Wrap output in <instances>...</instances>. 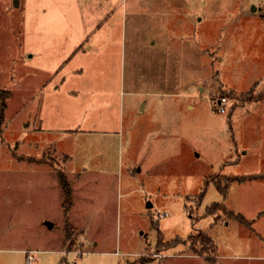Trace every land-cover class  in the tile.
Returning <instances> with one entry per match:
<instances>
[{
    "label": "rangeland",
    "instance_id": "obj_1",
    "mask_svg": "<svg viewBox=\"0 0 264 264\" xmlns=\"http://www.w3.org/2000/svg\"><path fill=\"white\" fill-rule=\"evenodd\" d=\"M143 2L67 12L8 0L7 12L0 0V264H25V251L33 264H208L187 256L186 241L165 244L197 233L217 246L213 264H264V99L253 102L264 70L219 60L234 30L264 28V2ZM189 16L207 21L196 37L176 25ZM25 50L36 57L28 62ZM62 58L65 70L83 71L64 85L62 116L54 96L42 119L41 70ZM220 97L230 99L224 113ZM243 176L225 197L216 187ZM214 204L222 208L208 213Z\"/></svg>",
    "mask_w": 264,
    "mask_h": 264
},
{
    "label": "crops",
    "instance_id": "obj_2",
    "mask_svg": "<svg viewBox=\"0 0 264 264\" xmlns=\"http://www.w3.org/2000/svg\"><path fill=\"white\" fill-rule=\"evenodd\" d=\"M13 1V5L15 6V3L17 4V6L15 7H19L22 4H24L28 10H59V11H72V10H78L81 7L84 8H91L93 7L94 11H101L105 8H108L110 10H118V6H119V1L116 2V0H10V2ZM142 2L143 0H131V3L133 4V6H137V2ZM150 0H144V2L141 4L143 6H146L149 4ZM1 5L4 7L5 10H7V12L9 11V8L7 7L8 5V0H1ZM264 1L262 0H257L258 5L262 4ZM92 4V5H91ZM45 5V6H44ZM254 8V10H253ZM252 10L256 11V5L254 4L252 6ZM190 19H185L183 22L180 21V19L177 21L178 24H176L178 27L180 26H184V27H193V33L196 37V34L199 32L198 30V26L200 27H204L207 21H202V19H199L198 21L194 18H191L189 16ZM193 19V20H191ZM175 22V21H174ZM242 22H238V24H236V26H239V24H241ZM99 26V25H98ZM261 27V26H260ZM238 30H234L232 33L230 34L226 40H225V48H226V55L228 57V60L226 62H224L222 57L220 60V62L223 64H226L227 70H264V28H260L259 30H257L255 33L253 34H248L247 36L244 34L243 36H239L238 35ZM202 33V31H201ZM203 34V33H202ZM202 34L201 36H199V39L202 38ZM205 37V36H204ZM206 38V37H205ZM101 38H99L100 40ZM203 39V38H202ZM96 40V37L93 38V41ZM249 43L250 47L246 48V44ZM43 48V47H42ZM248 49V51H252L250 53H246L243 51H246ZM77 49H75L76 51ZM98 50H101L98 49ZM80 51V50H79ZM88 53L93 51V47L90 45L88 46L87 50ZM204 51H207V48H204ZM101 52V51H100ZM241 52V53H240ZM43 53L44 56H47V47H45V49L43 48V51H37V56L39 58L43 57ZM20 56V55H19ZM34 57H36V53L30 52V50H25L24 52V56L23 58L25 60H27L28 62H30ZM20 58V57H19ZM230 59V60H229ZM64 59L62 58L60 60V62L57 65V69L56 70H41V72H44L48 75V78L46 81L42 82V90L45 92L44 93V102L41 105V115L42 119H43V113L46 110V112L48 113L49 111L47 109H45L44 107L47 108V103L46 100L48 99V103H51V100L54 96L55 97V103H54V108L56 110V115L58 116H62L63 113V102H61V97L63 95L64 92V85H66V82H68V79L71 78L70 75L72 74H77V73H82L83 70H65V61H63ZM219 62V63H220ZM1 69V68H0ZM30 71V70H29ZM31 73H35L37 71H30ZM74 79V78H72ZM19 80L17 83L19 86H21ZM70 81V80H69ZM73 81V80H72ZM1 90V89H0ZM155 90V89H154ZM152 89V91H154ZM252 90V89H251ZM250 90V91H251ZM249 91V92H250ZM247 92V93H249ZM67 94L70 93L69 91L66 92ZM226 93H232L236 96L245 94L244 92H237L235 90H227ZM144 94L146 96H153L154 94H157L155 92L153 93H144V92H130L129 96H144ZM221 98V97H220ZM226 98V97H225ZM228 102H230V99L226 98ZM232 99V98H231ZM235 101H238L236 98H234ZM264 99V94L262 95V97L258 98L256 101L253 102H260L261 100ZM50 100V101H49ZM141 111H145L148 104V100L141 98L138 102ZM106 106L108 105L105 104ZM38 106V105H37ZM40 107V106H39ZM188 107L190 109H192V105H188ZM39 116V117H40ZM101 116V115H100ZM87 117L86 115L84 116V118ZM45 131L47 129H44ZM41 131V130H39ZM20 161L21 159H23L21 156L18 158ZM233 184V183H231ZM234 184H241V183H234ZM184 246V244H181ZM216 251H217V246H216ZM217 257H218V253H216ZM165 255V253H164ZM163 255V258H164ZM187 256H195V255H187ZM196 257V256H195ZM199 257V256H197ZM219 258V257H218ZM206 263L208 264H213L211 262H208L206 259H204ZM216 264V263H214Z\"/></svg>",
    "mask_w": 264,
    "mask_h": 264
},
{
    "label": "trees",
    "instance_id": "obj_3",
    "mask_svg": "<svg viewBox=\"0 0 264 264\" xmlns=\"http://www.w3.org/2000/svg\"><path fill=\"white\" fill-rule=\"evenodd\" d=\"M232 93H228V95H231ZM8 95L6 91L0 92V134H1V126L3 124V108L6 107L5 101H2V98H5ZM225 179V185L221 187L218 183H216L217 189L221 192V194L225 197L227 195V188L231 183H243L246 180H248L247 176L243 177H224ZM62 189L64 192V200L62 202V205H68L69 202V187L63 183ZM222 206L218 204L212 205L210 208H208V213H214L216 210L221 209ZM234 216V215H233ZM237 220H239L241 223H245V220L241 216H234ZM196 237V238H195ZM188 242L189 244V252H191V255L195 256H205V259L210 262L211 258L208 256V253H210L211 257L215 255L216 252V245L212 241V239L205 234L197 233L190 235L186 239H175L170 242H166L167 248L174 247L178 244H184V242ZM198 243V245L201 247L200 251H196L194 246ZM205 247L209 248L208 251L205 250Z\"/></svg>",
    "mask_w": 264,
    "mask_h": 264
},
{
    "label": "built area",
    "instance_id": "obj_4",
    "mask_svg": "<svg viewBox=\"0 0 264 264\" xmlns=\"http://www.w3.org/2000/svg\"><path fill=\"white\" fill-rule=\"evenodd\" d=\"M228 101L225 97H221L218 100V111L220 113H224L226 111V105H227ZM166 214H162L159 216V218H163L165 217ZM36 260L35 256H34V252L33 251H25V264H33V262Z\"/></svg>",
    "mask_w": 264,
    "mask_h": 264
},
{
    "label": "water",
    "instance_id": "obj_5",
    "mask_svg": "<svg viewBox=\"0 0 264 264\" xmlns=\"http://www.w3.org/2000/svg\"><path fill=\"white\" fill-rule=\"evenodd\" d=\"M15 6H17V4H16V3H15ZM253 10H254V8H253ZM48 226H49V227H51L52 225H51V224H48Z\"/></svg>",
    "mask_w": 264,
    "mask_h": 264
}]
</instances>
